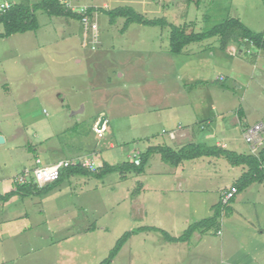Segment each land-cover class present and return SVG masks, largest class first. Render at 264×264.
<instances>
[{"label": "rangeland", "instance_id": "1", "mask_svg": "<svg viewBox=\"0 0 264 264\" xmlns=\"http://www.w3.org/2000/svg\"><path fill=\"white\" fill-rule=\"evenodd\" d=\"M74 4L101 11L88 24L37 11L35 31L0 38V136L5 139L0 144L1 195L14 189L22 170L35 167L36 158L40 165H49L78 156L99 167L139 156L157 143L160 130L150 119V108L172 107L179 119L186 118L179 111L190 116L195 112L189 120L195 134L205 117L216 120L224 108H240L241 120L230 114L229 122L247 152L244 128L264 124V53L250 46L230 57L217 36L173 55L168 51V27L132 24L122 32L124 19L110 24L104 11L131 7L147 19L163 18L195 33L238 18L251 31L264 34L262 0ZM80 108V114H73ZM98 115L113 121L101 134L96 132L98 122L93 126ZM191 143L212 146L202 133ZM208 158L219 159L218 166L209 164L213 167L208 173L215 176L203 172L195 178V165H186L187 182L179 187L176 180L163 182L162 174H155L164 166L156 157L149 173H128L125 179L120 173L102 179L73 176L44 196L13 197L5 207L0 204V264H99L123 233L140 227L178 237L193 222L210 217L233 179L242 175L243 166ZM200 189L206 192L187 194ZM262 232L264 185L256 183L223 207L216 230L199 232L185 243H165L159 233H140L125 243L111 264H247L246 250L264 252ZM253 264H264V256Z\"/></svg>", "mask_w": 264, "mask_h": 264}, {"label": "trees", "instance_id": "2", "mask_svg": "<svg viewBox=\"0 0 264 264\" xmlns=\"http://www.w3.org/2000/svg\"><path fill=\"white\" fill-rule=\"evenodd\" d=\"M191 1V0H188ZM264 4V0H262ZM198 5V2H196ZM37 11L45 12L49 17L63 18L65 20L73 19L81 21L87 18L89 21L94 19V14L101 11L94 7H88L83 13H76L70 7L61 4L59 0H37L30 4V0H19L12 8L0 13V24L4 28V33L0 34V38H7L15 34H23L29 31H35L38 28V22L35 13ZM110 24L116 19H124V24L121 29L124 32L129 25L136 24L144 27H161L169 28L168 51L173 55H180L183 49L191 43H199L206 39L219 37L221 50L225 51L230 45H236L240 50L244 46V52L247 47H254L258 51L264 53V34L255 33L246 27L238 18H227L220 23L214 25L201 33L193 31L188 32L187 26H175L168 23L163 18L147 19L144 15L138 13L131 7H118L113 10L104 11ZM153 155H159L163 163L170 167H178L184 161H191L202 157H215L226 160L230 166H243L244 172L234 181L231 187H234L237 192H241L254 183L264 182V146L256 155L239 154L231 152L217 146H205L203 144H187L181 148L174 150L167 146H151L144 153L139 155V165H135L132 160L121 164L109 165L102 163L99 167L82 168L72 166L61 170L59 178L50 184L43 187H38L36 184L16 185L14 189L3 195L0 194V204L8 202L11 198L18 196L26 198L30 196H44L48 194L56 186L60 185L65 178L73 176L93 177L102 179L113 173H120L126 178V174L133 173L136 175L143 174L148 164L149 159ZM220 202L212 208V215L206 219L193 222L186 228L181 235L173 237L167 232L155 227H140L128 232L116 241L115 245L109 252L108 256L99 264H111L113 259L120 252L125 243L134 235L144 232L159 233L165 243H185L189 242L193 233L208 232L216 230L217 220L220 218L223 211Z\"/></svg>", "mask_w": 264, "mask_h": 264}, {"label": "crops", "instance_id": "3", "mask_svg": "<svg viewBox=\"0 0 264 264\" xmlns=\"http://www.w3.org/2000/svg\"><path fill=\"white\" fill-rule=\"evenodd\" d=\"M243 49H244V46H241V50H238L236 45H230L229 47L226 48L225 51L228 50L227 52H228V55L230 57H236L237 53L242 54ZM189 57H191V56H189ZM257 68H258V66H256V65L253 66V69H257ZM261 69L263 70L261 72L264 74V69L262 67H261ZM228 110L226 108H224L221 111V115H218L216 120H212L210 118L211 116L205 117V120H206V121H204L205 123L201 125L200 130L196 129V131H198V132L195 134L192 130L194 123L189 121L190 117L193 116L195 114V112H192V114L190 116L189 112H187L185 110L179 111V113H181L180 115H182L183 117H186L185 119H179L178 117H174L173 112H175V109L172 107L166 106V107H159V108H150V112H148V113H151L149 115H152L150 119L154 118L156 126L158 125L159 126L158 129H160L158 131V133L156 134V137H155V140L157 143L154 145H151V146H167V147H170L174 150L175 149L177 150V149L181 148L182 146L186 145V142L188 144L189 142H192L193 140L197 139L199 137V134L202 133L205 135L206 139H209V141H212V146H217V147H221L224 149H228L230 151H234V152L239 153V154H249L250 152H249L248 146L246 149L247 152L246 153L243 152L242 146L237 142V139L235 138L234 128L232 127V122H229V115L230 114H233V116L237 119V122H238L243 117L242 115L244 114V112L240 108H236L234 110V112L231 110H229V111ZM82 111H83V108H80V109L76 110V112H78L76 114H80ZM102 114H103V112L99 113V115H102ZM99 115L97 116V120H95L93 126L99 121L98 120ZM194 120L197 121L196 116H195ZM112 122L113 121H107V117H105V122L102 126L104 128V131L108 130L109 124ZM151 122H153V120H151ZM227 124L230 125V127H228ZM171 133H172L173 137H170ZM196 144H198V143H196ZM171 145H173V146H171ZM151 146H149V147H151ZM156 157H158V159H160L159 155H153L149 159L148 164H147L145 171H144L145 173H146V171L149 173V171L151 169L150 168L151 163L154 161V159ZM199 159H201V158H199ZM199 159H195V160H191V161H184L182 164H180L178 167H175V168L170 167L167 164L162 162L164 166L162 168H159V170L155 174H157V175L162 174V176H163L162 178L164 179L163 182H165V180L167 182L169 178L176 180L178 187L183 182H187L188 174L186 172V165H192V164L195 165V167H194L195 168L194 169V171H195L194 177L195 178L200 177L203 172H205L208 175H211L210 177L215 176L213 174L208 173V171L210 170V167H213V166L209 165L211 162H213V160L211 161L210 159H213V158L205 157V160L201 159L202 160L201 163L197 162ZM35 160H38V158H36ZM155 161H157V160H155ZM212 164L218 166L219 165V159L214 160V162ZM235 168H237V167H235ZM215 169H217V168H215ZM240 170L242 171V173L244 172V169L243 170L240 169ZM226 172H228V170H225V173ZM235 178H237L236 175H235ZM233 180L236 181V179H233ZM257 184H259V183H257ZM262 184L264 185V182ZM255 185H256V183L250 185L247 189H251ZM185 186L188 190L187 184H185ZM255 191L257 193H259L258 189H255ZM194 192H199V193L203 194L204 192H206V189H200L199 191H193V190L188 191L187 194H191ZM12 199H14V198H11L10 200H12ZM195 199L200 200L198 197H196ZM8 202L2 204V206L5 207V205ZM3 227L5 228L6 231H9V229H10L9 225H6V224H4ZM1 232H3V231L0 230V233ZM262 234H264V233L262 232ZM197 236L199 237L198 231L193 233L190 240H192L193 238H195ZM256 249L254 248L253 252H248V250H246V255H248L250 257L247 264H253V262L255 263V261H257V259L259 257H261V255L264 256V252L261 251L262 249H260V250L258 248H256Z\"/></svg>", "mask_w": 264, "mask_h": 264}, {"label": "built area", "instance_id": "4", "mask_svg": "<svg viewBox=\"0 0 264 264\" xmlns=\"http://www.w3.org/2000/svg\"><path fill=\"white\" fill-rule=\"evenodd\" d=\"M61 4H64L71 8L73 12L83 13L87 8H79L74 4V0H59ZM15 3L10 0H0V13L5 12L12 8ZM96 14H94L95 16ZM89 21L87 18L81 20L82 24H88ZM92 31L96 34L97 29L95 26L91 27ZM97 128V126H96ZM98 134L104 132V128L98 129L96 131ZM172 136V133L170 134ZM243 139L244 142L249 147L250 154L256 155L259 150L264 146V124L258 123L253 126L244 128L243 130ZM132 161L135 165H139L140 159L139 156L134 155ZM35 167L28 169L25 168L22 172L14 179V184L16 185H26V184H36L38 187H43L47 184L55 182L60 175L61 170L66 169L72 166H79L82 168H94L95 165L91 160H87L85 157H77L71 160H61L49 165H40L39 160H35ZM237 193V190L234 187H231L226 191L220 199V204L226 206L228 202L234 197Z\"/></svg>", "mask_w": 264, "mask_h": 264}, {"label": "water", "instance_id": "5", "mask_svg": "<svg viewBox=\"0 0 264 264\" xmlns=\"http://www.w3.org/2000/svg\"><path fill=\"white\" fill-rule=\"evenodd\" d=\"M76 113H78V112H75V113H73V114H76ZM104 122H105V117H104V116H101V117L99 118L98 123H97V128H98V129H101L102 126H103V124H104ZM4 142H5L4 137H3V136H0V144H3Z\"/></svg>", "mask_w": 264, "mask_h": 264}]
</instances>
